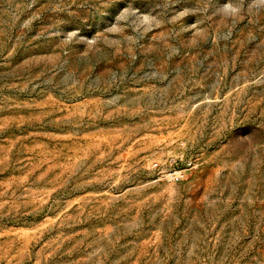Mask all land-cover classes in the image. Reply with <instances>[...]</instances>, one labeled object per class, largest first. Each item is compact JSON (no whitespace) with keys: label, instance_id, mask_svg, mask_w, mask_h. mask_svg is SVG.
<instances>
[{"label":"rangeland","instance_id":"rangeland-1","mask_svg":"<svg viewBox=\"0 0 264 264\" xmlns=\"http://www.w3.org/2000/svg\"><path fill=\"white\" fill-rule=\"evenodd\" d=\"M0 0V264H264V6Z\"/></svg>","mask_w":264,"mask_h":264},{"label":"clouds","instance_id":"clouds-1","mask_svg":"<svg viewBox=\"0 0 264 264\" xmlns=\"http://www.w3.org/2000/svg\"><path fill=\"white\" fill-rule=\"evenodd\" d=\"M264 6V0H252L249 5L250 8H259ZM241 11V8L238 4L233 3V0H228V3L221 5L218 8V12L223 15H237Z\"/></svg>","mask_w":264,"mask_h":264}]
</instances>
